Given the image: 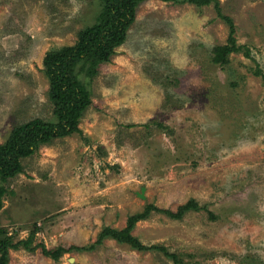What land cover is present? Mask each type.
I'll list each match as a JSON object with an SVG mask.
<instances>
[{
	"label": "rangeland",
	"instance_id": "1",
	"mask_svg": "<svg viewBox=\"0 0 264 264\" xmlns=\"http://www.w3.org/2000/svg\"><path fill=\"white\" fill-rule=\"evenodd\" d=\"M183 1L141 5L90 82L79 131L23 159L6 184L0 231L14 243L35 232L36 247L11 250L10 264L264 262V0H216L243 47L228 65L212 60L230 33L215 1ZM100 12L99 0H0V145L17 125L55 120L44 59L75 45ZM191 200L202 210L163 213ZM150 205L132 235L181 263L112 239L59 260L38 247H90Z\"/></svg>",
	"mask_w": 264,
	"mask_h": 264
},
{
	"label": "trees",
	"instance_id": "2",
	"mask_svg": "<svg viewBox=\"0 0 264 264\" xmlns=\"http://www.w3.org/2000/svg\"><path fill=\"white\" fill-rule=\"evenodd\" d=\"M147 0H99L101 12L93 25L85 27L78 33L77 42L73 46L49 52L44 59V74L49 80V99L53 106L54 121L41 118L17 125L11 131L7 141L0 145V212L4 207V198L8 194L6 184L24 169L22 160L33 156L37 150L52 143L56 139L68 137L79 131L83 113L92 105L90 82L99 73L103 64L110 62L115 50L128 39V32L137 19L138 10ZM215 1L218 15L230 27L226 45L212 49V60L216 64L228 65L230 56L239 53L242 46L237 44L235 26L231 18L222 13L219 1L216 0H184L183 4L206 6ZM80 66V67H79ZM83 73L88 83L80 81ZM154 206H147L141 214L131 216L124 230L105 228L99 235L95 245L81 248L72 246L48 250L39 245L42 254L55 260L72 251H93L107 239L116 240L131 246L140 252L160 251L175 263H181L176 254H170L163 246H148L132 235L139 221L147 219ZM195 200L181 206L177 212L162 211L170 218L181 219L190 211H201ZM161 211V210H159ZM212 215V213L210 214ZM213 217V216H212ZM0 264H10V251L24 248L34 251L35 232L28 239L14 243L5 232L0 231ZM248 264H264L263 261L245 259Z\"/></svg>",
	"mask_w": 264,
	"mask_h": 264
},
{
	"label": "water",
	"instance_id": "3",
	"mask_svg": "<svg viewBox=\"0 0 264 264\" xmlns=\"http://www.w3.org/2000/svg\"><path fill=\"white\" fill-rule=\"evenodd\" d=\"M139 196H140V198H142V199H144V198H145V197H144V195H142V194H140Z\"/></svg>",
	"mask_w": 264,
	"mask_h": 264
}]
</instances>
